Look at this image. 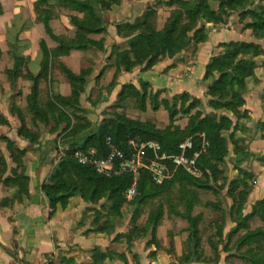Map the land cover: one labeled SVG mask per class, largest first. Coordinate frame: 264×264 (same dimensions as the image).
I'll return each instance as SVG.
<instances>
[{"label": "trees", "instance_id": "obj_1", "mask_svg": "<svg viewBox=\"0 0 264 264\" xmlns=\"http://www.w3.org/2000/svg\"><path fill=\"white\" fill-rule=\"evenodd\" d=\"M78 5L88 7L89 12L85 13L83 20L76 21L77 32L75 38L70 41L69 47L60 44L57 49L49 51L43 42L40 47L43 53V60L40 64V70L36 75L27 71L25 79L31 81L30 94L27 100L30 106V115L37 118L41 123L47 124L49 117L55 119L56 126L61 122L67 121L70 126V119L65 114V109L71 107L74 111H80V95L86 91L87 83L93 74V70L88 68L81 70L78 74L73 73L62 63H59L61 72L65 75L71 94L67 97L54 95L44 106L40 104L39 96L41 93V80L46 79L50 70L51 60L64 56L70 49L87 50L91 46L103 51L104 46L86 40L88 34L102 33L106 31L101 16H97L99 10H107L109 4H103L101 0H89L88 2H80L72 0ZM219 3V10L214 12L210 9L207 0L199 3L183 0H171L166 5L171 6L178 4L179 8L171 12L170 18L164 23L160 29L153 28L149 20L155 15L156 11L148 7L139 20L133 23H120L115 28L117 35L126 39L127 48L120 50L113 48L108 56L110 66L115 68V73L110 87L116 84L118 75L122 72H131L134 68L139 67L141 72L151 70L155 65L166 59H173L178 54L192 49L197 51L198 45L204 42L205 27L200 21L205 20L208 23L220 24L223 16L226 14L225 7H229L234 12L241 10V17L249 16L252 21V30L255 39L264 40V4L257 8H251L249 0H215ZM118 3V0H111L110 3ZM99 3L102 5L99 8ZM95 22L96 24L91 25ZM47 27V22H44ZM47 30V29H46ZM48 31V30H47ZM220 48L225 49L221 53L212 56L205 66L202 82L206 86L207 105L212 111H221L220 115L216 113L202 116L199 110H196L199 100L193 99L191 95L183 93L175 97L172 108H166L169 113L170 124L160 129L152 121H141L130 118L125 112L127 104L134 102L135 108L141 112L146 111V100L149 99L150 108L153 111L159 110L165 106V101H158L161 91L156 93H147L146 89H141L132 83L124 84L120 87L117 94V103L114 111L106 113V118L98 125L86 123L84 125H75L66 132L64 143L68 146V155L58 164H55L45 182L41 184V190L47 199L52 211L58 206L65 207L69 201L80 196L84 201L92 204H98L101 200H105L108 210L118 211L125 203L124 192L132 182V176L128 173L122 174L114 178H105L96 174L90 166L78 164L71 154L76 149L88 150L96 149L99 155L104 156L107 153L106 139L110 137L115 146L125 154L130 151L129 142H148L153 141L160 145L163 152L169 155H177L179 153L178 146L186 139L191 138L193 149L191 154L199 151L202 140L200 134L205 135L208 147L202 152L197 159V167L202 171V178H195L179 169L174 176L175 181L185 182L194 193L187 196V221L189 228L187 244L189 251L184 252L179 259V264H191L195 262L200 245V236L198 233L197 221L198 216H191L190 212L192 204L196 200V191L212 190L209 180L216 177L218 171L215 164L223 163L227 155V139L225 133L229 132L234 138V132L244 130L245 123L249 121L246 112H240L238 109L244 104L243 95L247 91L246 81L254 79L253 71L256 67L255 62L246 57L248 54L258 56L264 54V49L255 42L231 41L219 43ZM109 66V67H110ZM169 66L168 68H171ZM12 79L15 80L20 72V64H15L11 71H8ZM22 76V75H21ZM191 100L187 103V101ZM180 101V107L177 108V102ZM264 105V98H263ZM264 108V106H263ZM193 110H196L192 112ZM264 110V109H263ZM223 112H230L236 119L229 117ZM178 115L185 116L187 123L184 127L173 125L174 118ZM32 119V124H34ZM257 129L264 132V122L257 124ZM264 140V134L261 136ZM38 137L31 136L29 142L33 145L37 143ZM6 149L9 158L15 167L10 170L11 175L6 180L14 186H17L20 194L27 193L28 177L24 173V167L21 156L25 154V150H19L15 143L6 139ZM248 152H250L248 150ZM50 153H40L41 160L45 161L46 156ZM0 166H3V172L8 168L6 159L0 155ZM19 171V172H18ZM150 182L156 187L146 172H141L137 185V195L144 197L150 196L145 192V188ZM247 179L241 174L235 180L231 181L226 195L233 199L231 207V221L240 226L247 228V221L254 217H258L264 221V200L256 202L251 206L250 213L243 217V221L238 223V217L245 211L249 190L246 189ZM242 188V189H240ZM134 196V198H136ZM212 209L218 208L215 203H210ZM99 212L95 221L99 223L97 230L106 231V227L99 222ZM162 216L157 215L154 219L149 218L148 224L152 225L151 236L156 242L155 234L157 227L160 226ZM147 224V225H148ZM224 226L218 229L219 235H222ZM236 231V230H235ZM234 232L228 234L232 237ZM117 238V235H116ZM151 240V244L154 243ZM255 245V248L252 247ZM159 247V244L157 245ZM173 248L172 242L170 245ZM237 246L242 248L248 246L244 250L246 257L251 264H264V230L256 229L246 233L237 240ZM173 251V250H172ZM227 251V249H226Z\"/></svg>", "mask_w": 264, "mask_h": 264}, {"label": "crops", "instance_id": "obj_2", "mask_svg": "<svg viewBox=\"0 0 264 264\" xmlns=\"http://www.w3.org/2000/svg\"><path fill=\"white\" fill-rule=\"evenodd\" d=\"M118 1L111 4L107 10L96 12L97 16H101L106 31L91 33L85 37L86 40L103 45V51L95 46L87 50L73 48L64 56L55 59L75 74L91 67L93 74L90 79H93L101 67L110 61L108 56L113 48L119 47L121 50L127 48L126 39L117 35L115 28L118 24L133 23L155 1H162L156 8V22L160 29L171 8H174L163 4L169 0ZM101 2L102 5L107 3L106 0ZM102 5L99 3V8ZM87 12L88 7L78 5L72 0H0V113L9 115L10 138L15 144L20 145L21 142L29 144L26 136L20 139L15 132L21 127L17 114L21 109L28 107L24 99L29 95L30 89L29 82L23 76L19 75L13 80L8 71H11L15 64H22L23 69L36 75L43 60L40 43L43 42L49 51L57 49L60 44L69 47L77 32L75 22L83 20ZM94 24L96 23L92 21L91 25ZM206 27L209 38L198 45L197 51L194 52L192 49L185 51L173 59L160 62L146 72H141L139 67L131 72L122 71L117 77L116 84L109 89L112 90L114 100L124 84L132 83L137 86L153 73L159 75L158 80L166 77L173 80L172 84H175V87L173 89L166 87L172 94L188 92L195 97L203 96L206 93V86L202 82L205 65L221 43L219 37H214L210 32L214 27L209 24ZM171 65L172 67L168 68ZM114 73L115 68H106L102 77L97 79V84L103 81L98 84V88L111 83ZM255 76L257 82H248L249 91L245 106L250 116L246 125L249 132L239 136L241 138L250 136L245 141L249 146L245 150L249 148L252 154L256 153L258 156L259 152L263 157L264 143L258 150L253 148L256 147L255 143L260 141L261 132L257 129V124L264 122V110L260 102L261 95H264V68H257ZM48 82L52 89L51 93L62 97L71 94L70 84L57 69L49 73ZM95 82L94 79L90 82L87 88L89 91L95 87ZM89 91L85 94L90 95ZM95 91L96 89L89 96L91 101L83 103L84 108L90 113L94 112L98 97L102 93L107 96L109 94ZM94 96L97 97L96 101L94 98L92 100ZM103 99L102 97L101 100ZM21 100L24 102L23 105ZM8 125L0 124V130ZM26 148L28 149L25 154L21 156L23 171L29 179L26 194H20L18 187L6 180L11 175L10 170L15 167L7 153L5 158L8 168L4 172L2 169L0 171V264H175V254L181 255L180 240L186 238L185 232H174L175 221L161 223L157 227L155 238L159 247L151 244V237L146 235L134 243V246L126 245L123 248L116 238V232L97 230L99 223L95 221V217L101 207V201L92 204L78 196L72 198L65 207L58 206L54 211L51 210L41 190V184L55 165L52 161L53 155H47L43 161L40 153L37 154L30 147ZM231 155L235 157L236 152L232 151ZM263 166L256 170L260 185L249 194L246 211L254 202L264 198ZM236 172L234 170L231 177H234Z\"/></svg>", "mask_w": 264, "mask_h": 264}, {"label": "rangeland", "instance_id": "obj_3", "mask_svg": "<svg viewBox=\"0 0 264 264\" xmlns=\"http://www.w3.org/2000/svg\"><path fill=\"white\" fill-rule=\"evenodd\" d=\"M111 0H106L107 4H109V7L112 2ZM169 0L168 2H170ZM183 1H192L194 3H199L202 0H183ZM209 7L212 11L217 12L219 10V3L215 0H207ZM250 7L251 8H257L259 5L264 4V0H249ZM167 2H163V4H166ZM106 4V3H105ZM162 4V1H155L151 8H153L156 11V8ZM168 6V5H167ZM170 10V13L168 15V18L166 21L170 18L171 12L175 9H178V4H173ZM226 14H229V16H223V21L220 24H213L208 23L205 20H201L200 23L205 27V39L204 42L208 40V28L206 27L207 24L212 25L214 27L212 32V35L214 37H219V40L221 43L225 42H231V41H245V42H255L259 44L260 47L264 49V40L259 41L258 39H255L253 35L252 30V21L249 16L241 17V10L233 11L229 7H225ZM140 18L136 19L135 21L139 20ZM157 20V12L155 17L153 16L149 23L153 26V28L158 29L159 24L156 22ZM134 21V22H135ZM165 21V22H166ZM164 22V23H165ZM163 23V25H164ZM162 27V26H161ZM119 51L121 48L117 47ZM225 49L220 48L219 46L216 47V51L214 50L212 56L215 54L221 53ZM195 52V51H194ZM211 56V57H212ZM210 57V58H211ZM246 57L251 58L255 64L256 67L253 71L254 79L246 81L247 85V91L243 95L244 104L238 109L240 112H246V114L249 117V112L247 109H245V106L247 104V96H248V82H257L255 71L257 68H264V54L260 53L258 56H254L252 54L246 55ZM209 58V60H210ZM208 60V62H209ZM207 62V63H208ZM59 60L53 58L51 60L50 64V70L49 73L53 72V69H57V71L61 72L59 67ZM207 65V64H206ZM205 65V66H206ZM110 66V61L106 64V66H102L98 75L95 76L93 79L96 80L95 87H92V89L89 91L87 89L89 87L90 82H92L93 79H89L86 91L80 95V107L81 110L74 111L73 108L68 107L65 109V114L70 119V126H68L67 121H63L60 123L59 126H56L55 119L52 118V116L49 117L48 123L45 125L40 122L37 118H32V115H30V106L29 102L27 100V96L25 97V103L27 108L21 109L20 112L17 114L19 115L21 127L16 129L15 134L21 137L26 136V138H29L31 136L38 137L37 143L38 144L33 145L31 143L25 144L22 143L20 145H16L19 150H27L30 147V149H33L38 153H50L53 155L52 161L55 164H58L62 159L66 158L68 155V150H60V146L63 147L66 145L67 149L68 146L66 143H64V138L66 135V132H68L71 127H74L75 125H84L86 123H90L93 125H98L103 119L106 118V113L110 111H114V106L117 103V97L114 100L113 95H111L110 89V83L107 84V86H101L98 88V84L103 83L98 82L97 79L101 78L103 75V72L106 68ZM114 68L113 66H110V68ZM91 69V67H88ZM87 68V69H88ZM205 70V68H204ZM20 72L23 78L25 79V75H27V70L23 69V65H20ZM26 72V73H25ZM48 73V75H49ZM32 74V73H31ZM61 74H63L61 72ZM34 75V74H33ZM64 75V74H63ZM92 76V75H91ZM65 77V75H64ZM91 78V77H90ZM159 75H156L155 73L149 75L146 77L145 80L140 82V84H137V86L141 89H146L147 93H156L158 91L160 92V95L158 97V101H165V108L161 107L160 111H153L150 108L149 99L146 100V111L141 112L138 109L135 108L134 102H130L127 104L125 112L130 118L138 119L141 121H152L156 124L157 127L160 129L165 128L170 124L169 121V113L167 112L166 108H172L174 105L175 97L178 95H181L183 93H180L178 95L172 94L170 89H173L175 87V84H172V81L169 80L167 77L162 78V80H158ZM29 82V89H31V81L26 79ZM117 81V80H116ZM40 96L39 101L42 106L46 104V102L56 95L55 93H51L52 89H50L49 82H48V76L46 79L41 80L40 83ZM169 86V91H167L166 87ZM96 89L97 91H103L106 93H109L105 95L102 93L100 97H98L99 100H97V97H92V100L94 98V101H96V107L93 113H90L86 108H84L83 103L90 100V95L92 92ZM90 92V95H86V92ZM189 94L188 92H184ZM30 94V93H29ZM190 95V94H189ZM192 96V95H191ZM102 97L104 98L103 100ZM194 99L199 100V104L196 108V110H199L202 114V116H207L209 114L216 113L217 115H220L221 111H212L211 108L207 105V97L206 93L203 94V96L195 97L192 96ZM263 98L264 95H261L260 102L262 107L263 105ZM23 100V99H22ZM21 100V105H23L24 102ZM101 101V102H100ZM191 100L187 101L190 102ZM180 107V101L177 102V108ZM264 109V108H263ZM262 109V110H263ZM193 110L192 112L196 111ZM229 117H232V119L235 121V117L230 112H223ZM1 114L0 113V124L2 125H8V114ZM32 119H34V124H32ZM249 122V121H248ZM247 123H245L244 130H238L234 132V138L232 139V135L229 132H226L225 139H227V155L223 160V163L215 164L217 168V175L214 179L209 180L212 185V190H200L196 191L197 197L194 201V204H192L191 209V216L200 218L197 221V227H198V233L200 236V245L198 247V250L196 251L198 253L195 262L191 264H251V262L244 257V250L247 249L248 246H244L242 248L237 246V240L246 233L247 229L250 231H254L256 229H262L264 230V221L261 220L258 217H254L251 220L245 222L247 228L243 227V224L241 223L243 221V217L250 213L251 208L242 213L238 217V223L240 226H236L235 223L231 221L230 212L231 207L233 205V199L226 195L228 193L229 185L231 181L235 180L237 177H239L241 174L247 179L246 182V189L249 190V194L253 192V189L257 185H260L258 183L260 181L259 176L257 175V171L259 170L262 165H264V156L261 157L258 152V156L252 154V152H248L245 150L248 146L245 141H247L248 137H242L239 136V134H248L249 128L246 126ZM187 123V118L182 115H178L176 119L174 118L173 125H177L180 127H184ZM260 123V122H259ZM29 124V126H27ZM259 130V129H258ZM261 132V130H259ZM264 134L262 132L260 134V141L255 143V150H258L261 145L263 146L264 140H261V136ZM11 129L9 125L6 127L4 126L3 130H0V155H2L5 158V154L7 152L6 149V139L11 140ZM50 137V139H49ZM40 140V141H39ZM27 141V142H28ZM13 142V141H12ZM41 142H44V144H41ZM14 143V142H13ZM138 143V142H136ZM140 143V142H139ZM249 147V146H248ZM236 152V156L234 157L231 155V152ZM260 156V157H259ZM6 159V158H5ZM167 165L169 168V178L165 181L166 184L163 187H156L152 185L150 182H148V185L145 188V192L150 194V196L144 197L143 195L136 196V198H132L131 200H126L123 206L118 211L108 210L106 206L105 200H101V207L99 208L98 212L99 214V222L101 225L103 224L104 227H106L107 231H113L114 233H117V240H119L120 246L124 248V246H134V243H136L139 239L143 238V236L148 235L151 237V231L152 225L151 219H154L157 215H161L162 219L161 222L165 223L168 221H175V227L174 232L180 231V233L185 232L186 238L181 241V255L184 252L189 251V248L187 247V237L188 232L186 231L189 228V224L187 221V209H186V203H187V196L189 194H192V191L194 193L195 190H192L188 185H186L185 182L181 181H175L174 176L178 172L179 168L177 169L170 160H167ZM264 167V166H263ZM198 168V167H197ZM3 169V166H0V171ZM199 169V176L195 178H202L203 174L202 171ZM236 172L234 177H231L232 172ZM49 176V175H48ZM48 176L44 180V182L47 180ZM242 189V188H240ZM248 194V195H249ZM249 199V196H248ZM247 199V201H248ZM264 200L260 199L257 200L261 201ZM254 202L253 205L256 203ZM215 203V205L218 207L216 209H212L209 204ZM247 204V202H246ZM246 207V206H245ZM97 218V216H96ZM150 218V221H149ZM150 222V224H148ZM180 223L179 225L177 223ZM148 224V225H147ZM223 225L224 229L222 232V235H219V227ZM236 230V231H235ZM235 234L232 237H228V234L231 232H234ZM150 240V241H151ZM154 244L157 245V243ZM253 248H255V245H252ZM173 250V248L171 247ZM227 249V251H226ZM181 255L177 256L175 254V264H179V259L181 258Z\"/></svg>", "mask_w": 264, "mask_h": 264}, {"label": "built area", "instance_id": "obj_4", "mask_svg": "<svg viewBox=\"0 0 264 264\" xmlns=\"http://www.w3.org/2000/svg\"><path fill=\"white\" fill-rule=\"evenodd\" d=\"M202 140L199 151L190 153L193 149L191 138L186 139L178 146L177 155H169L162 151L160 145L153 141L136 143L130 141V151L125 154L118 149L110 137L106 139L107 153L104 156L99 155L96 149H76L71 157L80 165L90 166L96 174L105 178H114L128 173L132 176V182L124 192L126 200H131L137 195V185L141 172H146L151 181L161 186L169 178V168L167 160L178 169H182L187 174L197 177L199 169L197 168V159L200 154L208 147V142L204 134H200ZM60 150H68L66 145L59 147Z\"/></svg>", "mask_w": 264, "mask_h": 264}]
</instances>
